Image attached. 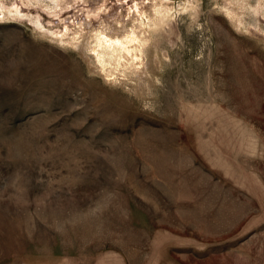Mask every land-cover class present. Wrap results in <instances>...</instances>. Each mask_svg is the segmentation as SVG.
I'll use <instances>...</instances> for the list:
<instances>
[{
	"label": "rangeland",
	"instance_id": "374dc122",
	"mask_svg": "<svg viewBox=\"0 0 264 264\" xmlns=\"http://www.w3.org/2000/svg\"><path fill=\"white\" fill-rule=\"evenodd\" d=\"M169 1L113 80L0 15V264H264V0Z\"/></svg>",
	"mask_w": 264,
	"mask_h": 264
},
{
	"label": "bare ground",
	"instance_id": "6f19581e",
	"mask_svg": "<svg viewBox=\"0 0 264 264\" xmlns=\"http://www.w3.org/2000/svg\"><path fill=\"white\" fill-rule=\"evenodd\" d=\"M74 1L76 0H0V15L6 17L18 14L27 17L29 15L24 13L23 8L27 5L43 7L50 17L56 12L61 15L72 10L74 13L71 18H66V14L59 17L63 27L57 33L62 35L60 42L64 46L68 43L86 48L83 54H86L91 67L111 80L116 78L112 72L115 65L125 66L137 77L147 72L146 52L151 45L153 32L168 24L173 15L174 6L169 0H105L102 5L97 4L99 0L90 3L87 0L83 8L77 11L71 8ZM118 6L122 8L121 13ZM79 16L81 18L76 20V24H68L73 17L78 19ZM35 18L36 23L42 25L38 20L39 14ZM51 21L50 18L49 22Z\"/></svg>",
	"mask_w": 264,
	"mask_h": 264
}]
</instances>
